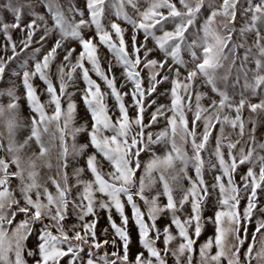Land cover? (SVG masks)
Here are the masks:
<instances>
[{
    "label": "snow or ice",
    "instance_id": "obj_1",
    "mask_svg": "<svg viewBox=\"0 0 264 264\" xmlns=\"http://www.w3.org/2000/svg\"><path fill=\"white\" fill-rule=\"evenodd\" d=\"M0 34V264H264V0H3Z\"/></svg>",
    "mask_w": 264,
    "mask_h": 264
},
{
    "label": "rangeland",
    "instance_id": "obj_2",
    "mask_svg": "<svg viewBox=\"0 0 264 264\" xmlns=\"http://www.w3.org/2000/svg\"><path fill=\"white\" fill-rule=\"evenodd\" d=\"M0 2H3V0H0ZM74 2L76 3L77 6L83 7V0H74ZM61 3L66 5L67 4V0H61ZM37 8L41 12H44L45 11L44 6L42 4L37 3ZM9 18H10V14H9ZM113 18H115V17H113ZM125 26L127 27V25H125ZM169 28H171V25H169ZM129 31H130V29H129ZM39 34L40 33L38 32L37 33V36H36V39H38ZM18 35H20L19 31L18 30H14L13 31V37L16 38ZM4 43H5V38L3 37L2 34H0V56H4V52H3V45H4ZM49 44H51V41H49ZM36 46H38V45H32V46H30L29 49H25L23 52H20V60H17L15 62L11 63L10 66L12 68H17L18 69L19 63L22 61L23 58H25L30 53L31 47H36ZM149 46H153V42L151 40H149ZM99 53L101 55V64H102V67L107 68V63H106V60L104 58L105 57H109L110 58L112 54L104 46H101L99 48ZM8 55H11L10 46H9ZM62 56H63V53L61 52L59 58L62 59ZM30 63H31V61H30ZM55 67H56V65L54 63L53 64V71H55ZM89 67H90V65H89ZM114 71H115L116 75L119 76L121 69H120L119 66H117L114 69ZM91 75L93 76L94 79H97V81L101 84L102 89H104L105 88V85H104L103 81L100 80L99 77H97L94 72L91 73ZM13 83L16 85L18 92L19 93H22L23 92V88H22V85L20 84V79L18 77H11V73L6 71V75H5L4 80L0 81V89H3V88H5V87H7V86H9L10 84H13ZM35 83L37 85H39L40 87H44L43 82L40 81L38 78L35 80ZM84 86L85 85L83 83V80L81 79L79 81V87L83 88ZM167 87H170V85L167 84V83H164L162 86H158V91H163V89L164 88H167ZM68 90L69 91H72V88H69ZM152 95H153V97H155L157 95V93H153ZM44 98L45 97H42V99H44ZM74 99H76V101H77L79 114L81 116H84L86 109H85V105L83 104V102L81 100V95H80L79 92H76ZM107 99H108V103L109 104H112L114 102L111 97H108ZM126 99H129V98L126 97ZM253 100L255 101V98H253ZM0 101L7 102V97L6 96L0 97ZM20 102H21V105H22V115L23 116H28L30 110H29V108L27 106L26 100L22 97V99H21ZM159 102L169 103L170 101L168 100L167 97L161 96L159 98ZM148 111H151V109H148ZM248 114L249 113L246 111L245 112V117H247ZM261 119H264V114L261 115ZM162 126H163V123L157 124L154 127L156 129H158V128L162 127ZM248 127L250 128L251 127V124H249ZM218 128H219V125H217V129ZM226 132H232V129L230 127H226ZM261 133H264V126L258 127V131H257L258 139L264 140V135H261ZM26 134H27L26 133V130H21L18 133V138H22ZM216 134H217V132L214 131L213 135L215 136ZM234 136H235V134L233 133V137ZM81 138H83V134H82ZM36 150L38 151V149H36ZM80 162L83 163V160H81ZM42 172L47 173L48 172V169L47 168H44V169H42ZM209 179H210V177H209ZM237 179H239L238 176H237ZM184 183L187 184V181L185 180ZM126 211L128 212L129 215L131 214L130 206H128L126 208ZM211 214L212 213H211L210 210H208V211L205 212V215H211ZM115 218L117 219V222H119L118 215H116ZM106 227H109L108 221H107V216H106V214H104L102 212L101 213V217H100V223L98 225V234H99V230H101L103 228H106ZM252 230H254V224L249 225V241H246V245L245 246H247V243L250 242V239H251L250 233H251ZM213 234H214V228L209 223L208 225H206L205 231L202 233L200 240L197 242V250H198L199 243L203 242L207 237L212 236ZM132 237H133V240L134 241L137 240V232L135 231L134 226H133V229H132ZM101 239H103V236L102 235H101ZM138 247H139L138 242L137 243H134L133 246H132L133 251H135ZM108 250L111 251L112 250L111 247H109ZM195 259H198V254L195 257ZM225 264H226V262H225ZM253 264H255V261H253Z\"/></svg>",
    "mask_w": 264,
    "mask_h": 264
}]
</instances>
